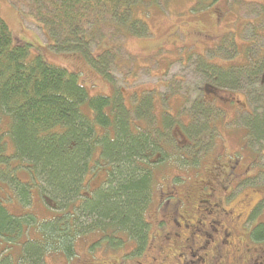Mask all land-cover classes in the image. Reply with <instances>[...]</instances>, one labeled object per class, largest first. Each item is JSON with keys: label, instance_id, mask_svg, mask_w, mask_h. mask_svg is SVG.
Masks as SVG:
<instances>
[{"label": "trees", "instance_id": "trees-1", "mask_svg": "<svg viewBox=\"0 0 264 264\" xmlns=\"http://www.w3.org/2000/svg\"><path fill=\"white\" fill-rule=\"evenodd\" d=\"M31 1L50 33L49 45L57 49L85 52L90 43L99 45L120 30L149 35L147 24L132 15L135 0ZM45 47L35 46L29 58L28 44L13 37L0 18V190L3 184L11 187L12 195L28 206L33 184L52 213L40 219L31 213L16 215L0 201V264H45L44 257L53 254L70 261L76 257L75 242L87 236H93L90 249L103 239L115 248L135 241V253H140L149 233L153 190L159 185L154 169L168 160L161 154L165 148L152 139L156 131L133 125V112L119 99L89 97L78 73L46 62ZM256 64L221 71L212 65L208 75L221 86L236 90L249 84L264 94L263 59ZM97 125L103 132H96ZM252 130L261 136L264 126L253 124ZM97 159L108 168L100 185L90 188L87 176ZM23 174L24 183L18 179ZM254 221L250 240L262 241L264 222Z\"/></svg>", "mask_w": 264, "mask_h": 264}, {"label": "rangeland", "instance_id": "rangeland-1", "mask_svg": "<svg viewBox=\"0 0 264 264\" xmlns=\"http://www.w3.org/2000/svg\"><path fill=\"white\" fill-rule=\"evenodd\" d=\"M35 6L31 0L14 3L0 0V18L7 23L13 37H20L28 44L29 58L36 52L35 46L45 45L46 62L78 73L89 97L105 95L119 99L118 102L133 112V125L156 131L152 139L165 148L161 154L168 160L154 169L159 185L153 190L148 220L157 192L166 183H172L183 192L186 185L202 181L209 166L234 158L243 164L253 158L254 167L264 166V130L261 136L253 134L252 130L253 124L264 125L263 119L260 121L264 115L263 91L249 84L245 89L233 90L216 84L208 75L209 68L213 70L212 65L221 71L225 66L249 62L259 66L258 62L264 61V0H135L132 15L147 24L149 35L128 32L124 35L120 30L118 35L99 45L90 43L85 52L50 46V33L38 19ZM205 88L215 90L216 95L205 94ZM244 98L256 119H249L253 115L246 109L236 111L235 105L243 103ZM103 129L96 126L97 133ZM98 151L100 146L94 158ZM104 164L100 159L91 162L93 168L87 176L90 188L104 180L108 168L101 166ZM20 177L19 182L24 183L26 176ZM262 183L264 175H259L227 187L229 195L223 206L236 213L243 212L244 216L252 202L261 196V189L264 191ZM9 188L3 184L0 190V201L9 212L31 213L39 219L52 216L33 184L30 189L33 199L28 206H23ZM249 198L254 199L249 202ZM200 199L205 200V197ZM255 210V219L264 222V201ZM252 220L244 227L248 228ZM236 234L233 232L234 236ZM92 240L93 236L77 240L76 257L70 261L63 255L53 254L46 255L43 263L160 264L158 257L156 262L150 260L156 252L150 251L149 257L146 256V246L131 256L126 251L131 250L132 245L115 248L108 245V239H103L90 249ZM251 242L253 248L264 250V240ZM167 253L171 264H176L172 252ZM219 262L233 264L230 257L223 255Z\"/></svg>", "mask_w": 264, "mask_h": 264}, {"label": "flooded vegetation", "instance_id": "flooded-vegetation-1", "mask_svg": "<svg viewBox=\"0 0 264 264\" xmlns=\"http://www.w3.org/2000/svg\"><path fill=\"white\" fill-rule=\"evenodd\" d=\"M210 92L216 95L215 90L205 88V94ZM235 109L240 112L246 109L253 115L249 119H256L246 98L243 103L235 105ZM262 119L264 121V115L260 121ZM259 175H264V166L254 167L253 158L245 164L234 158L209 166L202 181L186 185L183 192H179L172 183L164 184L157 192L155 207L149 214L150 220H147L151 232L146 240V256L149 257L150 251L156 252L150 260L156 262L158 257L160 264H171L167 251L172 252L176 264H219L221 255L230 257L233 264H264V250L253 248L249 239L255 218L248 228L244 227L264 198L263 189L257 200L248 199L253 202L244 216L243 212L236 213L223 206L226 195H229L227 187L253 180ZM218 194L224 196L220 198ZM200 197H205V200ZM233 232H237L236 236ZM135 246L134 241L131 250L126 252L135 256Z\"/></svg>", "mask_w": 264, "mask_h": 264}]
</instances>
